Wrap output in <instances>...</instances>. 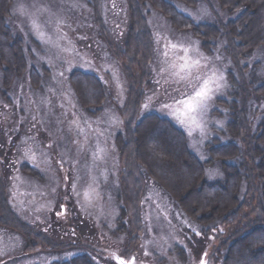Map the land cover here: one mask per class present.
Returning <instances> with one entry per match:
<instances>
[{"label": "rangeland", "instance_id": "1", "mask_svg": "<svg viewBox=\"0 0 264 264\" xmlns=\"http://www.w3.org/2000/svg\"><path fill=\"white\" fill-rule=\"evenodd\" d=\"M166 1L195 23L225 22L235 16L221 10L216 0H199L196 6ZM91 2L12 0L7 25L22 41L28 69L5 97L0 73V182H4L5 205L51 242L72 241L74 246L50 252L41 242L27 253L20 235L0 228V264H50L84 252L93 255L97 264H183L175 248L185 255L184 264H200L201 258L215 264L212 249L198 256L192 250L188 232L200 238V230L150 179L139 194L138 212L144 224L135 241V231L127 236L117 232V219L125 206L114 137L127 122L124 104L130 80L123 63L135 72L136 57L131 52L129 59L114 55V49L121 52L126 42V1L98 0L97 14ZM148 11L145 25L152 39L148 58L152 80L140 115L157 113L171 120L186 134L189 150L206 162L208 142L230 140L227 110L217 100L228 97L233 63L223 41L214 51L205 50L190 31L176 30L160 12ZM209 41L213 47L212 38ZM252 69L251 77L258 82L264 79V64ZM75 71L95 75L104 86V96L88 110L78 104L71 85ZM205 80L211 91L202 106L188 110L178 103L193 96ZM25 166L35 175L22 171ZM224 177L218 161L205 165L206 180ZM256 230L264 231V223L233 239L232 257L234 248Z\"/></svg>", "mask_w": 264, "mask_h": 264}, {"label": "trees", "instance_id": "2", "mask_svg": "<svg viewBox=\"0 0 264 264\" xmlns=\"http://www.w3.org/2000/svg\"><path fill=\"white\" fill-rule=\"evenodd\" d=\"M97 1L91 2L96 14ZM125 1L129 14L126 42L121 52L114 49V55L117 59H129V52L134 53L136 59L133 62L137 70L134 72L123 61L130 83L124 104L127 122L124 130L114 137L121 160L120 197L125 206L117 219V232L127 236L135 231V241L144 224L138 212L139 194L143 192L147 179H150L178 203L200 230V238L188 232L190 247L197 256L212 249L210 252L215 264H264L262 230H256L252 238L235 247V257L229 251L236 236L246 234L258 223H264V79L258 82L250 74L252 68L257 70L264 64V0H216L221 10L235 14L227 21L217 23H195L166 0ZM173 1L188 6L199 3V0ZM11 5L12 0H0V73L4 97L15 80L28 69L22 41L12 35L7 25ZM148 8L164 15L176 30L190 31L202 41L205 50L214 51L217 42L223 41L233 63V70L228 71V97L217 100L227 110L230 140L220 142L214 138L208 142L209 159L206 162L199 160L189 150L186 134L171 120L157 113L140 115L146 86L152 80L150 59L148 61L152 55L149 53L152 39L145 25ZM211 38L213 47L210 46ZM70 79L78 104L83 109H90L91 103L102 99L105 94L102 82L95 75L75 71ZM215 161L220 163L225 177L223 180L208 181L205 179V165ZM31 170L28 166L22 168L26 173ZM3 185L1 181L0 228L20 235L25 252H30L41 242L50 252L73 248L72 241L71 244L51 242L33 225L13 214L5 205ZM202 190L204 194L200 195ZM44 238L49 244L43 241ZM175 252L181 262L186 263L183 252L178 248H175ZM50 264L97 263L93 255L84 252Z\"/></svg>", "mask_w": 264, "mask_h": 264}, {"label": "snow or ice", "instance_id": "3", "mask_svg": "<svg viewBox=\"0 0 264 264\" xmlns=\"http://www.w3.org/2000/svg\"><path fill=\"white\" fill-rule=\"evenodd\" d=\"M185 51H187V49H185ZM221 79H223L222 76H221ZM208 83L209 82L205 80L203 86L199 90L195 91L193 96L188 97L186 100L178 102V103H183L188 110H193L197 107L202 106L203 102L210 98L208 93L211 90L208 88ZM220 87H221L220 84L216 85L217 90ZM209 178H212V177H209ZM200 264H206L203 258H201Z\"/></svg>", "mask_w": 264, "mask_h": 264}]
</instances>
